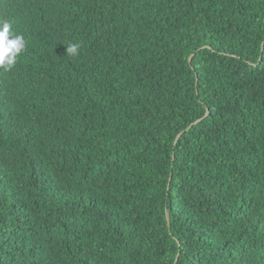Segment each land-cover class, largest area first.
Masks as SVG:
<instances>
[{"label": "trees", "instance_id": "16d2710c", "mask_svg": "<svg viewBox=\"0 0 264 264\" xmlns=\"http://www.w3.org/2000/svg\"><path fill=\"white\" fill-rule=\"evenodd\" d=\"M0 20L26 41L0 69V264H264V0Z\"/></svg>", "mask_w": 264, "mask_h": 264}, {"label": "clouds", "instance_id": "9594fccd", "mask_svg": "<svg viewBox=\"0 0 264 264\" xmlns=\"http://www.w3.org/2000/svg\"><path fill=\"white\" fill-rule=\"evenodd\" d=\"M25 47V37L14 33L13 24L8 20H0V69L10 71ZM79 48L78 44H70L66 47V53L71 56L79 55Z\"/></svg>", "mask_w": 264, "mask_h": 264}, {"label": "water", "instance_id": "95a60500", "mask_svg": "<svg viewBox=\"0 0 264 264\" xmlns=\"http://www.w3.org/2000/svg\"><path fill=\"white\" fill-rule=\"evenodd\" d=\"M184 134V132L178 137L177 141L180 139V137Z\"/></svg>", "mask_w": 264, "mask_h": 264}]
</instances>
